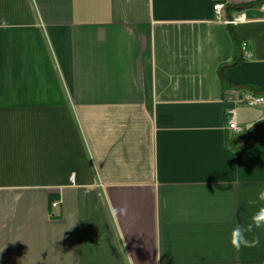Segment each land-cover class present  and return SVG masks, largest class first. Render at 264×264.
<instances>
[{"label":"crops","instance_id":"obj_1","mask_svg":"<svg viewBox=\"0 0 264 264\" xmlns=\"http://www.w3.org/2000/svg\"><path fill=\"white\" fill-rule=\"evenodd\" d=\"M263 4L0 0V264H264Z\"/></svg>","mask_w":264,"mask_h":264},{"label":"clouds","instance_id":"obj_2","mask_svg":"<svg viewBox=\"0 0 264 264\" xmlns=\"http://www.w3.org/2000/svg\"><path fill=\"white\" fill-rule=\"evenodd\" d=\"M258 202H262L261 206L257 207L252 213L250 220L246 224L236 225L230 233V245L235 250L241 248H255L260 245L259 235H255L256 230H264V189H261L255 199L248 198L246 203L250 207H255ZM126 207L117 208L111 206L108 208V214L111 219L115 220L121 216L127 215ZM251 236V239L249 238Z\"/></svg>","mask_w":264,"mask_h":264},{"label":"built area","instance_id":"obj_3","mask_svg":"<svg viewBox=\"0 0 264 264\" xmlns=\"http://www.w3.org/2000/svg\"><path fill=\"white\" fill-rule=\"evenodd\" d=\"M263 9H264V4H263ZM214 10L216 12L217 19L220 21H224L225 24L229 26H237L240 23L245 22V16L240 15L236 17L235 19H227L223 17L224 13V5L221 3H217L214 6ZM244 92L241 95L240 102L246 104L249 107H254V108H259L264 106V96L257 95L253 93L252 91L249 90H243ZM227 116L229 118L228 122V128L230 131L233 132L234 135H238L243 132V130L238 127L236 123V110L234 108L229 109L227 111ZM73 180V178H72ZM58 203L54 204V207H58Z\"/></svg>","mask_w":264,"mask_h":264},{"label":"trees","instance_id":"obj_4","mask_svg":"<svg viewBox=\"0 0 264 264\" xmlns=\"http://www.w3.org/2000/svg\"><path fill=\"white\" fill-rule=\"evenodd\" d=\"M262 125H264V124H262ZM262 125H258V126H256L255 128H253V129H251L250 131H248V135H252L260 126H262ZM252 141V140H251ZM250 141V142H251Z\"/></svg>","mask_w":264,"mask_h":264}]
</instances>
